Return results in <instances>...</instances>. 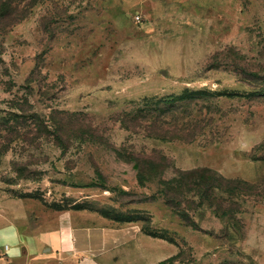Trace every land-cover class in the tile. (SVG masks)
<instances>
[{"label": "rangeland", "instance_id": "rangeland-1", "mask_svg": "<svg viewBox=\"0 0 264 264\" xmlns=\"http://www.w3.org/2000/svg\"><path fill=\"white\" fill-rule=\"evenodd\" d=\"M200 167L238 180L222 207L169 200ZM70 210L170 236L168 264H264V0H0V264Z\"/></svg>", "mask_w": 264, "mask_h": 264}, {"label": "crops", "instance_id": "crops-1", "mask_svg": "<svg viewBox=\"0 0 264 264\" xmlns=\"http://www.w3.org/2000/svg\"><path fill=\"white\" fill-rule=\"evenodd\" d=\"M14 230L11 260L27 264H168L179 247L170 236L152 233L138 220H121L89 210H70L53 222Z\"/></svg>", "mask_w": 264, "mask_h": 264}, {"label": "trees", "instance_id": "trees-1", "mask_svg": "<svg viewBox=\"0 0 264 264\" xmlns=\"http://www.w3.org/2000/svg\"><path fill=\"white\" fill-rule=\"evenodd\" d=\"M138 175L141 180L144 179L142 168L139 170ZM235 180L236 179L225 177L224 175L218 173L217 170H213L210 167H200L189 170H180L179 175L177 174V176L173 177L171 180L164 181V183L166 185V194L168 195L170 201L173 199H177V195H179L178 192L180 191V189L186 187L188 191H192V193H194L195 195H199V198L202 202H206L209 205L217 204L219 207H222V202H220L219 200L217 201L218 195L216 190L221 189L222 191L230 193L232 190H229V186L224 187V184L226 182L232 183Z\"/></svg>", "mask_w": 264, "mask_h": 264}, {"label": "water", "instance_id": "water-1", "mask_svg": "<svg viewBox=\"0 0 264 264\" xmlns=\"http://www.w3.org/2000/svg\"><path fill=\"white\" fill-rule=\"evenodd\" d=\"M163 73H165V70H163Z\"/></svg>", "mask_w": 264, "mask_h": 264}, {"label": "built area", "instance_id": "built-area-1", "mask_svg": "<svg viewBox=\"0 0 264 264\" xmlns=\"http://www.w3.org/2000/svg\"><path fill=\"white\" fill-rule=\"evenodd\" d=\"M140 16H137V18H139Z\"/></svg>", "mask_w": 264, "mask_h": 264}]
</instances>
